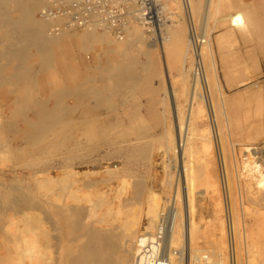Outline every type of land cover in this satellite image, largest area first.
Masks as SVG:
<instances>
[{
    "label": "bare ground",
    "instance_id": "1",
    "mask_svg": "<svg viewBox=\"0 0 264 264\" xmlns=\"http://www.w3.org/2000/svg\"><path fill=\"white\" fill-rule=\"evenodd\" d=\"M71 1L73 0H67L65 3ZM33 2L34 3L30 0H0L1 43L3 41L13 43L12 46H8L9 49L5 54L6 59L8 58V61H6L8 63H6V65H9V59L17 60L19 58V60H21L20 56L27 55L30 48H35L37 53H44L45 60H48V57H51L48 56V54L50 50H52V47L59 44L65 45L70 53L76 52L74 49V45L76 44L79 46V51H88L93 49L96 45H104L107 46L108 49L105 51L106 53L109 52L117 57H125L130 51L137 49L138 52H142L147 58L144 65L155 74L160 73L157 59L151 54V51L139 50L146 38L138 31L132 33L130 39L127 41H125L127 37L123 40L118 39V41L114 38L112 33L103 32L104 34H99L96 30H81L79 32L66 31L59 36L50 35V32L46 30L48 26H46V20L44 22L33 19L34 9L41 2L44 3V0ZM184 3L185 5L188 3L190 10L196 14L204 8L203 12L205 11V14L203 17L202 38L205 39V41L200 39L201 43L196 49L194 43L195 36L192 37L191 42H186L185 36L182 34L179 35L177 41L175 39L176 42L174 43L170 42L172 38L168 35L167 29L169 25L166 30L162 32L163 40L160 44L163 46V61L161 63L163 64V68L165 66V73H162L161 70L159 77L163 82H167V88H165L164 96L159 100L164 116H166V127H164L162 136L165 141L161 143V147L165 151V156L173 157L169 160L171 164L174 163L171 170L175 169L178 175H176L178 178L177 182H175L173 195L167 198L166 201H164V197L162 196L165 192L162 195L157 194L153 189L145 190V192L143 184L136 185V182L131 183V179L133 178L130 175L131 171L128 165L122 164L120 161L117 162L116 160L125 159L127 163L130 164L134 161H138L139 158L146 156V147L142 141H140L141 139H130L131 137H129L126 131H122V142L118 143V133H114L115 130L113 132L111 131V126L104 121L106 118L94 117V119L92 118L91 120V116H88V113H86L87 109L90 108L86 101L88 96L87 88L85 89L84 87L81 88L78 86L77 89H66L64 85H60L54 92L55 97L62 106L66 105H64L66 99H71V97L77 93L79 95L77 101L80 99L79 101L83 110L82 117L79 120L80 126L77 125L78 123L76 124V127H80V132L76 135L77 137L79 135L77 139L70 138V136L73 135L72 130L76 128H67L64 130V119L61 115H59L61 117L55 115L52 110H44L42 113L37 114L35 118L24 115L26 112L21 113L23 110H28V107L33 104L26 100L27 98L25 99V91L22 92L23 89L20 92L23 93L24 96L19 92V94H16V97L10 98L7 95L3 96L7 103V107L11 111L8 113L10 114L9 116H6L7 114L4 116L2 113L0 114V148H9V146L12 145L13 141L9 140L11 139V135L14 136V139L11 140L16 141L15 136L17 137L18 134H22L23 137L19 140L21 142L17 140L14 146L15 148H9L10 152L21 151L22 154L26 152L30 156L34 155V157H36V154L40 155L45 152L46 154H50L47 156L48 158L44 164V168L34 174L36 186L33 190H29V192L32 191L31 197H29L26 192L14 190L15 188H12L13 190L11 189V192L8 191L9 193H5L6 206H9V204L18 205L20 204L19 202L29 198V202H26L28 199L25 202L29 204L27 205L30 208V217L32 218L33 225V239L31 243L33 245L31 248V258L33 260V262H31L33 264H49V262L44 260L50 261V257L47 258V256L54 248L57 250V255L52 254L54 257L56 256L55 259H52L55 260L54 262L57 264H228L227 260H229V264L250 263L249 259L253 257H250L253 253L249 255V248H252L250 239H252L255 230L245 221L244 213L243 224L239 222V224L236 225L234 220L236 218H233L234 215L232 213L233 204L230 193H227L229 195V206L226 203L225 212L227 217H230L229 219H231V222H229V220L225 223L226 221L224 222V220L220 219L222 232L220 237H215L216 240L220 238L224 244H226L225 240H228L227 245H229L228 248H230L228 259L223 256L224 254H220L218 256L219 261L215 262L211 260L212 258L210 259V257L197 254L193 260L185 262V254L188 250L189 252L200 251L199 247H202V239H206V237L203 236L201 239L200 236V230L205 221L203 212L207 210L206 212L212 213L213 219H215L218 212L222 211L223 200L221 199L222 196H224L219 194L222 193L220 190V182L216 180V178L214 179L211 174H208L207 157L209 152L213 154L214 144L212 143L213 139L211 141L212 137H210V133H212L210 132L212 131L210 129L211 126L205 128L204 119L213 121L214 115L212 117V112H208L205 105V107H200L198 105L200 100L203 102L201 99V92L202 83H204V81L211 87V92H215L219 97L218 101L216 100L218 103H216V105L214 103L212 104V110L214 114H219L222 119L221 121H223V126L225 124V129H223V131H228L230 134L233 131L230 124L232 120L231 114L227 111L226 102L228 101L222 94V86L219 79L215 51L210 37L209 24L212 19H218L221 15V17L223 16L220 18L221 21H226L227 23L229 21L234 26H243L244 34H251L257 38L264 39V8H254V5H244L240 0H204V3L202 0H184ZM223 9L233 11L224 16L222 14ZM14 12H18L20 16L17 15L15 17ZM173 22L175 21L173 20ZM133 26L136 29L142 28L140 23H132L127 34H129ZM197 39H199V37ZM121 41H124V44L121 43ZM65 42L68 43L66 44ZM15 43L20 45H15ZM176 43L177 45L174 47ZM185 44L187 45L185 46ZM1 46L4 45L2 44ZM4 48L5 51L6 47ZM175 50H177L176 52L178 54L184 51V53L180 54L183 55L184 58L181 67L182 80H180L181 78L177 80L181 82L179 87L175 86L174 83L177 81L170 75L167 58L168 55L175 52ZM42 57L43 56L40 55L39 58ZM113 57L115 58V56ZM42 60H44V58L41 59V61ZM23 62L25 61L23 60ZM45 62L46 61H44V63ZM48 62L50 63V61ZM179 62H181V60H179ZM20 63L21 62H19V64ZM199 63H201L203 74L197 76L196 69ZM12 64L11 67L15 65ZM107 64L108 62L105 63V65ZM124 65L125 64H123V66ZM3 66L1 67L3 68ZM22 66H24V63ZM1 67L0 75L4 74ZM23 68L26 71L27 69L30 70L29 68L31 67L27 66ZM109 68L105 69L108 70ZM117 68L120 67L118 66ZM18 69L19 65L18 68L16 67L13 69V71H17L16 73H18V75L14 72L12 75L16 74L15 77L20 76L25 81L31 80L30 77L32 75L30 76L27 71L24 72L22 68L20 70ZM35 72H37V74L39 73L38 71ZM110 72L118 77L120 75L126 79L128 77V79L130 78L137 82V85L140 83L141 78H138V81L137 77L133 74L135 72L128 73L129 71L123 69H110ZM32 73L34 74V72ZM34 78H36L35 75ZM88 79L87 77V82L84 81L88 83ZM32 80L34 85L36 80L33 78ZM68 80L71 82L72 79ZM111 80L113 81L112 78ZM8 81H10V79H8ZM30 82L32 81H29V83ZM188 82H190L191 89L188 87ZM86 83L82 82L85 86ZM26 84L27 82L25 85ZM30 85L32 87V84ZM137 85L135 83V86ZM51 86H53V84ZM142 86L143 85H141V88ZM25 89L26 91L28 90L27 88ZM28 93L30 92L28 91ZM76 96L72 98L76 99ZM94 96L95 95H93V97ZM107 99L109 98L107 97ZM59 103L57 104L59 105ZM150 105L148 106L149 109L151 107ZM68 108L71 109L70 107ZM149 109L148 111H150ZM89 111H91V109H89ZM16 114H22V122H13V117L16 116ZM202 131L207 132L208 136H203L201 133ZM142 132L143 131L140 130V134ZM36 147H38V150L35 149ZM160 150L159 147L158 151ZM200 162L205 163L206 170L201 169L204 166L201 168L197 166V163ZM243 165L242 175L247 178V189L250 195H252L256 201H259L261 207L264 208V149L258 148L255 144H250V146L244 150ZM165 166L168 173H166L167 177H164L165 180L162 182L164 185L163 187L169 186L171 189L173 178L170 175V164ZM167 171L165 170V172ZM224 179H228V172L224 175L223 180ZM14 181H12L13 185H15ZM140 183H143V181ZM133 184L136 186L133 187ZM4 186L5 185H3V188ZM1 195L3 196V194ZM209 195H211V199H209L211 201L208 200ZM213 196H218V199L215 200L212 198ZM1 203L2 202H0V204ZM164 205L166 208L162 211L161 209ZM2 206L0 208H2ZM168 206H171L169 209L172 218L169 220L167 227H163V225L165 226V222L163 221L162 215L163 212L167 210ZM12 209L13 208L10 210ZM222 212L224 213V211ZM261 215L264 216V213L262 212ZM211 227L209 226V229H211ZM217 235L218 234H216V236ZM208 240L207 242L210 241ZM213 241H215V239ZM163 243H165L164 246H166L165 251L163 250L164 248L162 249ZM241 243L247 249L245 251L246 255L243 256L238 251V247H240ZM253 255L255 256V254ZM252 261L253 259H251V263H253Z\"/></svg>",
    "mask_w": 264,
    "mask_h": 264
},
{
    "label": "rangeland",
    "instance_id": "2",
    "mask_svg": "<svg viewBox=\"0 0 264 264\" xmlns=\"http://www.w3.org/2000/svg\"><path fill=\"white\" fill-rule=\"evenodd\" d=\"M30 1L34 3L33 1L36 2L37 0H30ZM60 1L66 2L67 0H60ZM202 1L204 3V0ZM240 1L244 5L245 4L250 6L254 5L253 6L254 8L256 7L264 8L263 0H240ZM49 2H50L49 0H44V3L41 2L39 5H37L33 13L34 20H40L45 22V20L41 18L40 12L45 6L49 4ZM165 2L167 9L170 13L169 15L170 19L172 21L169 24L170 29L169 28L167 29L168 35L171 36L172 38L170 42L175 43L179 35L182 34H184L186 42L187 41L191 42L193 36H195L196 38L199 37V39L202 40L203 20H204L203 17L205 14V11L203 12L204 8H202L201 11L196 14L190 10L188 3L187 5H185L184 0H171V1L165 0ZM232 11L233 10L223 9L222 14L225 16L226 14H230ZM17 15L20 16L18 12H14V16L16 17ZM222 17L220 15L218 19H214V20L212 19L210 21L209 32L215 51V59L217 63L220 83L222 86V94L225 97V99L228 101L226 102L227 111L229 112V114H231L232 120L230 124L233 130L232 133L230 134L228 131H223V129H225V124L223 126V121H221L222 119L220 118L219 114L218 115L214 114L212 110L213 108L212 104L214 103L216 105V103H218L217 101L219 97L215 92L213 91L211 92V87H209V84H206L205 81L204 83H202V92H201L202 95L201 99L203 100L204 104L200 100L198 102V105L200 107L205 105L208 112H212V117L214 115L212 119L213 121H210L209 119H204V127L207 128L211 126L210 129L212 131L210 132L212 133H210V137H212L211 141L213 139L212 143L214 144V145L212 144L213 154L209 152L207 157L208 174H211V176H213L214 179L216 178V180H218L221 184L220 190L222 191V193L219 194H221V196L224 195L222 196L221 199L223 200L222 211H224V213L222 211L218 212L216 217L217 219L216 218L213 219L212 213L206 212L207 210L203 212V217L205 218V221L202 224L201 227L202 231L200 230V236L201 239L203 237H206V239H202L203 243H201L202 247L201 246L199 247L200 251L189 252L188 250L186 252L185 262L187 261L189 262V260H193V258L197 254L203 255L205 257H210V259L212 258L211 260H214L215 262L219 261L218 256L220 254H224L223 256H225L228 259L229 250H230V248H228L229 245H227L228 240H225L226 244H224V242L220 240V238L216 240L215 237L217 238L220 237V234L222 232L220 227L221 220H224V222L226 221L225 223H227L229 220H230L229 222H231V219H229L230 217L228 218L225 212L226 203L227 205L229 203L228 202L229 195L227 193H230V197L232 198V204H233L232 205L233 208L232 213L234 215L233 218L237 219V220L234 219L236 225L239 224V222L243 224V213H244L245 221L249 224V226H251L252 229L255 230L252 239H250V244L253 249L251 247L249 248V255L250 253H253L255 254V256L253 254L250 255V257L253 256L252 258L249 259L250 263H251V259H253L252 261L253 263L251 264H264V216L261 215L262 212L264 213V208L261 207L259 201H256V199H254L252 195H250L247 189V178H245L242 175L243 166H244L243 165L244 150L247 147H249L250 144H255V146H257L258 148L264 149V39L257 38L251 34H244L243 26H234L229 21L228 23L226 21L223 22L220 19ZM173 20L175 22H173ZM46 26H47L46 30L49 32L51 24L46 21ZM79 31L80 30H75L71 32H79ZM136 31H138L146 38V40H144L145 41L144 44L142 43L139 50L151 51V54L154 55V57L157 59V64H159L158 66L159 72L161 73L162 70V73H165L164 71L165 66L163 68V64L161 63L163 61L162 60L163 46L160 43L153 42L143 26L142 28L139 29H136L133 26L129 34H127L128 36H126L127 39L125 38L126 39L125 41L129 40L132 33H135ZM96 32L99 34H104L101 31L99 32L96 31ZM203 40L205 41V39ZM1 41L2 39H0V52H1L0 67L4 65L3 68L1 67L3 69L4 74L0 75V77L4 75L6 78L4 76H3L4 79L3 77L0 78L1 81L0 82L1 83L0 114L2 113L3 116L7 114L6 116H9L10 114L8 113H10L9 111H11L7 107V103L4 100L3 96L7 95L10 98L16 97V94L18 92L23 95V93L20 92L23 89L22 92L25 91L24 92L25 99L27 98L26 100L32 102L33 104L30 107H28V110L26 111L23 110L21 113L26 112L24 115L31 118L32 117L35 118L37 114L42 113L44 110H52L55 115L58 116L61 115L62 118L64 119L63 121L65 123V126L63 128L64 130L67 128H73V129L76 128L72 130L73 135L70 136V138L77 139L79 135L78 137L76 135L79 134L80 127H76V126L77 125L80 126L79 120L82 117V110H83L79 101L80 99H78L77 101V97L79 98V95L76 92L77 96L75 94L72 96V97L76 96V99L75 98L73 99L72 97L71 99L70 98L66 99L67 101L66 100L64 101L66 102L64 103V105L65 104L66 105L62 106L59 103V100H57V98L55 97L54 92L60 85L61 86L64 85L66 89H72V88L77 89L78 86H80L81 88L84 87L85 89L87 88L88 96L86 101H87V105L89 104L90 107L89 109H91V111H89V109L85 111L86 113H88V116H91V120L92 118L94 119V117L106 118V120L104 121L106 122V124H109L111 126V131L113 132L115 130L114 133H118L117 134L118 143L122 142V138H121L122 131H126L129 137H131L130 139L133 140L141 139L140 141H142V143L146 147V156L139 158L138 161H134L133 163L130 164L127 163V160L125 159L116 160L117 162L120 161V163L128 165V168L131 171L130 175L133 178L131 179L132 180L131 183L136 182L135 183L136 185L143 184L144 191L145 190L147 191L148 189L150 190L153 189L157 194L160 195L164 194L165 192V194L162 195L164 197V201H166L167 198H170L173 195V189L176 184L175 182H177L178 175L176 174L175 169L171 170L172 169L171 167L174 165V163L171 164L169 160L170 158L173 157L165 156V151L161 147L162 145L161 143H164L165 141L164 137L162 136L164 132V127H166L165 126L166 116H164L161 102H159V100L165 94V88H167L166 85L167 82L165 81L163 82L161 80V78L159 77L160 73L155 74L152 70H150L147 66L144 65L146 63L145 61H147V58L142 52L140 51L138 52L137 49H133V51H130L125 57H119V56L117 57L116 55H112L109 52L106 53L105 51H107L108 49L107 46L104 45H96L93 47V49L88 51H79V46L76 44L74 45V49L76 52L70 53L65 45L63 46V44L61 45L59 44L57 46L52 47L53 51L50 50V53L48 54V56H51L52 58L48 57L49 58L48 60H45L44 53L39 52L40 55L43 56L42 58H39L40 55L39 53H37V51H35V48H30L27 55L20 56L21 60H19V58L17 57L18 58L17 60L21 62L20 64L16 59L13 60L9 59L10 63L9 65L7 64L9 66L8 67L6 65V63H8L6 62L8 61V58L6 59L5 54L9 49L10 45L12 46L13 43L8 41H3L4 43L3 42L1 43ZM65 43L67 44L68 42ZM121 43L124 44V41H121ZM2 44L4 46H1ZM16 44L18 46L20 45L18 43H15V45ZM176 45L177 43L175 44L174 47H176ZM186 45L187 44H185V46ZM4 47H6L5 51H4L5 49ZM176 51L177 50H175V52L173 53H170L167 57L170 75L175 79V81L179 80V78H181L180 80H182L181 67L183 62L182 60L184 58L183 55H180L181 53H184V51H182L179 54ZM113 56H115V58L117 57L116 60ZM43 58L44 60L41 61V59ZM109 59H111L112 61ZM23 60L25 62H23ZM179 60H181V62H179ZM44 61H46L45 63L47 64H45ZM48 61H50V63ZM106 62H108L107 64L108 66L105 65ZM23 63L24 66H22ZM11 64L12 65L15 64L14 65L15 67L12 66L13 67L12 68ZM123 64H125L124 66L126 69L124 68ZM18 65H19L18 70H20L21 68L24 70L23 67H27V66L31 67L29 68L30 70L26 68L27 73L30 76L31 75L33 76L30 77L31 80L25 81L20 76L15 77L16 74L18 75V73H16L17 72L16 70L13 71V69L16 67L18 68ZM116 66L117 67L119 66L120 68H117ZM75 68L77 69V71ZM105 68H109V69L107 70ZM110 69L112 70L123 69L129 71L128 73L135 72L133 74L137 77V79L141 78L139 85H137V82L133 81L132 79L130 78L128 79V77L127 80L126 78L122 77V75H120L119 77L116 76L115 74L110 72ZM34 70L38 71L39 75ZM26 71L24 70V72ZM31 71L34 72V74ZM13 72L16 74L12 75ZM34 75L36 78H34ZM66 75L68 78L66 77ZM86 76L89 78L88 83H86L87 82ZM32 78L36 80V81L34 80L36 82L34 83L36 87L33 85ZM111 78L113 79V81L111 80ZM8 79H10V81H8ZM68 79L70 80L72 79L71 82ZM29 81L32 82L29 83ZM24 82L25 83L27 82L28 85L26 84L27 85L26 86ZM82 82L86 83V86L85 84H82ZM134 82L136 83L137 86H135ZM179 82L178 81L175 82L174 83L175 86L179 87L181 84V82L180 83ZM188 83H189L188 87L189 89H191L190 82ZM30 84H32V87ZM52 84L53 86H51ZM141 85H143L142 88ZM25 88H27L28 90L26 91ZM28 91L31 94L28 93ZM93 95L95 96L93 97ZM107 97L109 99H107ZM57 103H59V105ZM149 105L151 106L150 109L148 107ZM68 107H70L71 109H69ZM148 109L150 111H148ZM102 115L105 116L103 117ZM22 120H23L22 114L21 115L16 114V116L13 117V122L20 123L22 122ZM140 130L143 131L141 134H140ZM201 133L203 134V136H208L207 132L202 131ZM22 137H23L22 134H18L17 137L15 136L16 141H14L11 140L14 139V136L11 135L10 136L11 139L9 140L13 142L12 145L9 146V148L14 149L17 140L18 141L21 140ZM221 146H222V150H221ZM159 147L161 149L160 151H158ZM9 148H3V149L0 148V187H1L0 202H2L1 204L3 205L2 206L0 204V207L2 206V208H0V264H33L32 263L33 260L31 258L32 257L31 248L33 247V245L31 244L33 239V233H32L33 225H32V218L30 217L31 212L28 206L29 204L26 203L29 202V198L25 199V201L28 199L26 202L23 200L19 202L20 204L16 203L18 205L9 204L10 206L9 207L8 205L6 206L5 197L6 194L11 192L14 188H15L14 190L17 191L26 192L28 196L31 197L32 191L29 192V190H33L34 187L36 186L35 184L36 181L34 180V174L41 171L44 168V164L48 158L47 156L50 154L49 153L46 154L45 152L40 155L36 154L35 155L36 157H34V155L30 156L24 151H22L24 152L23 153L24 155L21 153V151L10 152ZM35 149L38 150V147H36ZM200 163H197V166H199L200 168L204 166L201 169L206 170L205 163L204 162H200ZM168 164H170L169 166V170L171 173L170 175L173 178L171 189L169 188V186L163 187L164 185L162 183L165 180L164 177H167L166 173H168V171L167 169H165L166 167L165 165ZM165 170L167 172H165ZM226 172H228V179L223 180ZM15 176L18 178H16ZM12 181H14L15 185H13ZM18 181H19V185H18ZM142 181L143 183H140ZM3 185H5L4 188ZM132 186L135 187L134 184ZM20 187H22L23 189ZM1 194H3V196ZM211 195L208 196L209 197L208 200L211 199L210 198ZM212 198L216 200L218 199V196L215 197L213 196ZM224 199L226 200V202ZM168 207L170 208L171 206ZM11 208H13L14 210L13 209L10 210ZM165 208L166 207L164 205V207L161 210L163 211ZM209 226L210 227L212 226L211 227L212 231L211 229H209ZM216 234L218 235L216 236ZM208 238L213 243H211L208 240ZM211 239L213 240L215 239V241ZM207 240L209 242H207ZM238 249H239L238 251L242 254V256L246 255L245 251L247 249L242 243L240 247H238ZM52 250L53 251L50 252L51 254L48 253L47 256V258L50 257V261L49 260H44V261L49 262V264H57L54 262L55 260H53L56 258V256L54 257L53 255H57L56 254L57 250L55 248ZM227 261L229 264V260Z\"/></svg>",
    "mask_w": 264,
    "mask_h": 264
},
{
    "label": "built area",
    "instance_id": "3",
    "mask_svg": "<svg viewBox=\"0 0 264 264\" xmlns=\"http://www.w3.org/2000/svg\"><path fill=\"white\" fill-rule=\"evenodd\" d=\"M169 15L165 0H73L69 3L50 0L40 12L41 18L51 24L50 35L96 30L110 32L123 40L130 25L140 23L155 43L162 42V32L172 22ZM194 43L197 49L200 39L194 37ZM196 74H203L201 63L197 65ZM162 217L163 227H167L172 218L169 207ZM164 244L162 249L165 251Z\"/></svg>",
    "mask_w": 264,
    "mask_h": 264
}]
</instances>
